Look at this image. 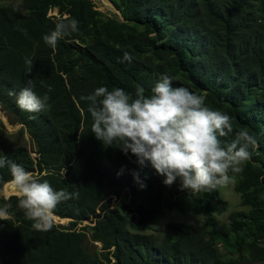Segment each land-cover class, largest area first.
<instances>
[{"label": "trees", "instance_id": "obj_1", "mask_svg": "<svg viewBox=\"0 0 264 264\" xmlns=\"http://www.w3.org/2000/svg\"><path fill=\"white\" fill-rule=\"evenodd\" d=\"M108 1L120 19L92 0L0 3V109L10 125L22 126L23 140L0 147V156L55 190L78 193L55 210L72 221L49 231L32 227L16 196L0 197V207L10 205V219L0 221V264H264V0ZM66 16L79 22V31L52 49L42 37ZM29 60L32 71L25 75ZM164 76L231 117L233 132L223 144L240 130L256 138L242 171L228 173L243 210L231 212L226 223L218 219L228 210L221 186L197 193L180 189L179 180L166 186L150 165L141 168L131 153L104 146L90 132L82 96L106 87L135 98L138 86L147 96ZM29 79L37 95L49 96L42 112L16 104ZM10 179L8 167L0 168V192L4 185L12 192ZM167 212L203 221L168 222L159 235L144 233ZM88 240L101 247L88 252Z\"/></svg>", "mask_w": 264, "mask_h": 264}, {"label": "clouds", "instance_id": "obj_2", "mask_svg": "<svg viewBox=\"0 0 264 264\" xmlns=\"http://www.w3.org/2000/svg\"><path fill=\"white\" fill-rule=\"evenodd\" d=\"M78 31L79 22L66 16L42 39L55 49L61 39ZM123 59L130 57L125 53ZM26 64L25 75L31 73L33 62L29 60ZM51 91L48 86V92ZM15 95L16 104L23 111L37 113L49 107L48 94L37 95L31 79ZM80 99L88 102L90 132L94 137L104 146H116L125 155L131 153L141 168L150 165L157 175L165 177L166 186L179 180L182 190L214 191L229 183L230 170L242 171L241 165L251 158L249 149L257 146L256 138L248 130L236 132L231 143L223 144L221 138L233 132L231 117L210 108L204 95L173 86L168 76L157 81L147 96L140 86L135 98L121 88L109 91L99 87ZM6 166L11 175L7 184L18 199V207L37 231H49L58 204L78 197V193L55 190L47 180L39 179L37 173L0 156V168ZM132 175L140 189L146 187L138 172ZM9 207H0V221L10 219Z\"/></svg>", "mask_w": 264, "mask_h": 264}, {"label": "rangeland", "instance_id": "obj_3", "mask_svg": "<svg viewBox=\"0 0 264 264\" xmlns=\"http://www.w3.org/2000/svg\"><path fill=\"white\" fill-rule=\"evenodd\" d=\"M92 2L96 6L97 10L103 12L104 14L114 16L120 19L119 12L113 7V5L108 0H92ZM0 3H3L5 5L11 4L15 7L19 6L20 4L19 0H0ZM49 15H57L56 10H52ZM21 127L22 126L20 125H10L8 123V119L0 109V147L4 148L10 143H23V140L17 134L20 131ZM24 139V144L30 150V153L32 155V153L34 152V146L27 133H24ZM233 186L234 181L230 180L228 184L220 187L221 198L228 204V210L226 211V213L218 217V219L223 223H226L228 221V216L231 212L243 210V208L240 207L239 196L233 191ZM10 196L15 195L13 194V192H9L8 190L5 191L4 185L2 191L0 192V197L8 198ZM140 218L141 214H137L135 220L140 223ZM176 221H187L193 225H200L203 221V218L201 216H193L189 213L180 214L177 212H167L162 219L153 222L150 225V229L146 230L144 233L159 235L165 223ZM67 223L68 220H59L57 219V217H54L53 219V224L66 226ZM84 225H91V223L90 221H85ZM100 247V244L93 243L89 240L85 243V248L90 253L95 251L96 249H99Z\"/></svg>", "mask_w": 264, "mask_h": 264}, {"label": "built area", "instance_id": "obj_4", "mask_svg": "<svg viewBox=\"0 0 264 264\" xmlns=\"http://www.w3.org/2000/svg\"><path fill=\"white\" fill-rule=\"evenodd\" d=\"M57 223H60V222H57Z\"/></svg>", "mask_w": 264, "mask_h": 264}, {"label": "water", "instance_id": "obj_5", "mask_svg": "<svg viewBox=\"0 0 264 264\" xmlns=\"http://www.w3.org/2000/svg\"><path fill=\"white\" fill-rule=\"evenodd\" d=\"M71 221V220H70Z\"/></svg>", "mask_w": 264, "mask_h": 264}]
</instances>
